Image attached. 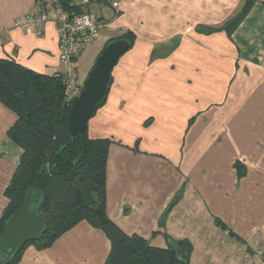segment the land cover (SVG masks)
Wrapping results in <instances>:
<instances>
[{"label":"crops","instance_id":"obj_1","mask_svg":"<svg viewBox=\"0 0 264 264\" xmlns=\"http://www.w3.org/2000/svg\"><path fill=\"white\" fill-rule=\"evenodd\" d=\"M40 2L0 0V59L54 76L64 71L56 26L40 37L16 26ZM245 2L94 1L106 27L77 60L83 84L94 67L83 58L134 34L86 131L110 141V220L154 247L190 243L189 264H264V0L232 34L217 31ZM16 121L0 103V218L23 154L7 136ZM110 250L82 221L46 250L28 247L19 264H105Z\"/></svg>","mask_w":264,"mask_h":264},{"label":"trees","instance_id":"obj_2","mask_svg":"<svg viewBox=\"0 0 264 264\" xmlns=\"http://www.w3.org/2000/svg\"><path fill=\"white\" fill-rule=\"evenodd\" d=\"M75 1L62 0V3L68 11H81ZM255 2L246 0L242 9L217 31L232 34ZM117 39L127 40L131 48L135 42L130 31ZM0 103L17 115L7 136L23 151L11 183L4 191L7 204L0 218V237L6 221L27 197L32 201L31 210L44 218L46 225L43 237L27 243L10 264H19L30 246L40 251L50 248L82 221L102 231L110 241L111 250L105 264L190 263V243L171 242L165 249L154 247L138 235L126 234L110 220L106 211L110 141L92 140L87 131L80 138L72 136L71 104L66 101L63 73L38 74L14 60L0 59ZM0 264H4L1 256Z\"/></svg>","mask_w":264,"mask_h":264},{"label":"water","instance_id":"obj_3","mask_svg":"<svg viewBox=\"0 0 264 264\" xmlns=\"http://www.w3.org/2000/svg\"><path fill=\"white\" fill-rule=\"evenodd\" d=\"M130 49L127 40L116 39L108 42L97 57L82 93L70 107L69 128L74 138H80L86 132L95 107L106 94L114 68ZM31 203L27 197L4 225L0 237V256L4 264H10L27 243L40 240L46 233L45 219L31 210Z\"/></svg>","mask_w":264,"mask_h":264},{"label":"built area","instance_id":"obj_4","mask_svg":"<svg viewBox=\"0 0 264 264\" xmlns=\"http://www.w3.org/2000/svg\"><path fill=\"white\" fill-rule=\"evenodd\" d=\"M38 11L18 18L16 26L24 31L42 36V26L53 23L59 36L60 62L66 85V101L72 102L80 96L83 84L76 77L77 60L82 52L106 27L91 9V0H79L81 11H68L62 0H40Z\"/></svg>","mask_w":264,"mask_h":264},{"label":"rangeland","instance_id":"obj_5","mask_svg":"<svg viewBox=\"0 0 264 264\" xmlns=\"http://www.w3.org/2000/svg\"><path fill=\"white\" fill-rule=\"evenodd\" d=\"M97 57H98V55L97 56H94V53H92V54H88V56L85 57V58H83L82 60H88V61H86V63L88 62V69H89V67H90L91 64H92V66L95 64ZM89 60H93V61L90 62ZM86 65H85V67L84 66L83 67L86 68ZM83 69L80 70L81 73H82V71H85V69L84 70ZM78 71H79V68H78Z\"/></svg>","mask_w":264,"mask_h":264}]
</instances>
